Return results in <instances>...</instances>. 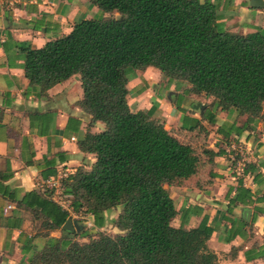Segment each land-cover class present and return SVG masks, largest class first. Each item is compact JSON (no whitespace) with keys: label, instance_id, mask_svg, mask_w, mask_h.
Masks as SVG:
<instances>
[{"label":"trees","instance_id":"obj_1","mask_svg":"<svg viewBox=\"0 0 264 264\" xmlns=\"http://www.w3.org/2000/svg\"><path fill=\"white\" fill-rule=\"evenodd\" d=\"M88 1L118 17L80 18L69 33L41 47L19 43L25 77L39 94L78 74L80 107L104 124L78 142L94 162L62 180L61 197L77 214L91 215L93 227L63 230L27 264H214L216 256L206 246L212 232L207 219L189 229L174 226L177 211L166 187L194 176L201 156L165 128L154 104L132 110L127 83L134 70L153 66L167 87L175 80L188 85L186 93L210 98L202 119L214 124L218 110L232 111L246 116L232 131L254 130L260 120L264 124V28L247 34L220 28L212 0ZM243 173L253 180L260 175L252 162L244 164ZM238 183L231 203L251 196ZM41 205L48 231L71 217L69 208L52 199ZM118 206V216L110 220L118 231L101 230L105 213ZM81 221L75 220L84 227Z\"/></svg>","mask_w":264,"mask_h":264},{"label":"crops","instance_id":"obj_2","mask_svg":"<svg viewBox=\"0 0 264 264\" xmlns=\"http://www.w3.org/2000/svg\"><path fill=\"white\" fill-rule=\"evenodd\" d=\"M212 1L217 4L220 28L240 34L264 28V8L252 6L250 0ZM97 13L105 17L88 0H33L14 10L0 3V264H27L49 238L63 234L62 228L48 231L42 227L43 201L52 199L69 208L49 196L45 182L61 167L69 173L79 167L88 169L94 155L81 151L78 142L87 130L95 133L104 127L79 105L83 90L78 74L55 84L45 95L39 94L25 77L19 43L41 47L69 33L76 20ZM147 75L155 80L156 75L163 77L153 66L134 70L127 83L130 108L147 110L154 103L155 115L165 128L168 125L166 129L191 145L202 159L194 176L181 185L166 186L177 211L171 223L189 229L206 218L212 228L206 246L216 256L214 264H264V134L245 130L237 135L231 129L239 125L237 114L228 111L233 119L220 116L227 110H218L216 122L210 124L201 118V106L204 109L210 100L206 104L203 95L186 93L188 85L175 80L165 88L164 97L161 91L152 102L138 103L153 86ZM260 126L264 128L262 121ZM236 146L246 154L227 153ZM205 148L209 151L204 152ZM248 162L259 168L256 180L243 173ZM239 181L251 196L231 203ZM120 210L118 206L105 213L101 230L118 231L110 220ZM69 212L77 220V213L70 208ZM81 222L84 227L74 222L73 232L93 227L91 215ZM233 247L237 250L231 257Z\"/></svg>","mask_w":264,"mask_h":264},{"label":"rangeland","instance_id":"obj_3","mask_svg":"<svg viewBox=\"0 0 264 264\" xmlns=\"http://www.w3.org/2000/svg\"><path fill=\"white\" fill-rule=\"evenodd\" d=\"M104 14H105L104 15L105 18L118 17L117 12H110V13H104ZM93 17H101V13H97ZM130 71H131V69L128 68V70H127L128 76H129V72ZM147 76H149V78H151L150 80H152V82L151 81L150 82L152 83L153 86H152V88H150V89L147 90V93L145 94V96L143 97V99L142 98L139 99L138 103L143 102V101L144 102H147V101L148 102H152L151 101L152 98H155V96H157L161 91L163 92V95L162 96L164 97V91L166 90L165 88H167V86H166V82H167L166 78H164V77L161 78L160 75H156V80L158 79V82H156V84H155L153 82H155L156 80L151 75H147ZM139 84H141V83H139ZM168 89L169 90H172L173 89V84ZM202 97H203V99L205 100V102L207 104V101L210 100V98H206L204 95ZM133 102H136V101H132L131 100V103H133ZM208 102H210V101H208ZM140 104H142V103H140ZM220 116H222L223 118L224 117L225 118H229V116H230V118H232V119L234 117L233 114L232 113H229L228 111H224L223 113L220 112ZM245 118H246L245 115H243V116H235V121L237 123L241 124L245 120ZM260 122H261V120L256 124V128L254 129L255 135L264 134V128L260 126ZM257 126H259L258 129H257ZM166 128H168V125H166ZM212 130H214V128ZM59 201H60V203H62L64 205H68L69 204L68 199H65L63 197H61Z\"/></svg>","mask_w":264,"mask_h":264},{"label":"built area","instance_id":"obj_4","mask_svg":"<svg viewBox=\"0 0 264 264\" xmlns=\"http://www.w3.org/2000/svg\"><path fill=\"white\" fill-rule=\"evenodd\" d=\"M33 0H0L1 5L6 10H14L21 4L29 3ZM234 151V152H233ZM247 151H245L241 147H233L227 150V153L231 156H235L237 154L244 155ZM244 166V165H243ZM69 172L65 168H58L56 174L50 178H48L45 182V185L52 190L53 195L59 201L62 194V180L68 176ZM10 206H8L9 208ZM7 209V208H6ZM76 218L84 221L85 216L81 214H76Z\"/></svg>","mask_w":264,"mask_h":264},{"label":"water","instance_id":"obj_5","mask_svg":"<svg viewBox=\"0 0 264 264\" xmlns=\"http://www.w3.org/2000/svg\"><path fill=\"white\" fill-rule=\"evenodd\" d=\"M250 3L254 7L264 8V0H250ZM203 107L204 106H201V112L203 110ZM74 222H75V219H73L72 217H68L65 223L63 224L62 229L72 232L74 230ZM82 224L85 225L84 222H82Z\"/></svg>","mask_w":264,"mask_h":264}]
</instances>
